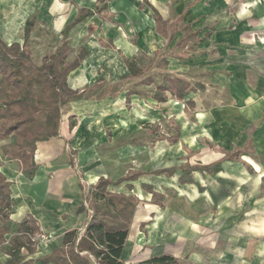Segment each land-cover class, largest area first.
<instances>
[{
    "label": "crops",
    "instance_id": "0c3cea01",
    "mask_svg": "<svg viewBox=\"0 0 264 264\" xmlns=\"http://www.w3.org/2000/svg\"><path fill=\"white\" fill-rule=\"evenodd\" d=\"M106 1L109 5L107 9L94 13L71 31L69 39L80 32H97L99 35L98 39L94 36L95 40L83 44L88 54L82 64L70 73L68 81L71 87L82 88L102 77L99 67L104 62L111 65L113 75L120 72H125L122 76L129 75L123 55L135 58L139 45L128 40L123 26L132 23L139 33V41L147 43L151 39L161 43L153 50L154 57L157 50L160 57L163 54L166 56L167 67L160 69L164 71L163 77L168 73L191 82L193 90L187 99L193 98L194 109L186 111L184 101L176 100L171 94H168V100L176 105L182 104L181 116L184 119V114L193 116L196 112L198 123H207L203 128L208 137L205 144L210 149H215L211 135L222 133V130L231 136L238 135V130H254L251 131L254 136L244 138L241 146L231 149L221 147L219 152L222 156L210 162L195 163L209 164L223 160L222 169L215 175L194 171L195 182L181 184L178 181L181 171L175 172H179V185H200L198 177L212 178L224 173L229 176L228 170L242 163L240 174H244L246 178L243 181H247L246 193H242L245 196L240 195V191L223 195L224 187L218 184L205 189V193L216 195L213 199L206 196L197 202H168L165 197L159 205L153 203L152 195L143 189V183L150 184L143 177H168L166 175L145 174L137 180L110 185V191L137 194L141 204L144 203L141 199L144 193L149 196L150 205L160 208L145 214L148 220L140 223L138 206L124 246L123 261L134 264L169 254L177 257L179 264H184V257H187L188 264H264V197L261 196L264 192V0H112L111 4ZM102 4L97 0H0V36L8 45L23 43L25 23L34 16L37 17V25L49 29L54 23H59L62 33L64 27L77 16L80 7L94 9L97 5L102 7ZM153 8L165 21L174 22L182 17L181 25L190 26L196 35L194 39L181 46L179 40L184 37L185 31L180 29L169 43L167 37L156 29ZM101 40L106 43L112 41L115 47L103 46ZM46 47L42 42V48ZM173 48L176 49V56H173ZM171 59L174 61L170 62ZM172 63L175 64L174 73L168 69ZM189 69L203 74H190ZM200 76L207 79H200ZM212 93L213 98L207 96ZM122 97H125V92ZM102 100L80 99L70 103L67 113L62 109L59 135L37 144L34 155L37 168L32 178L25 173L19 160L7 159L3 152L2 147L11 143L13 137L0 140V172L11 182L12 197L11 208L4 210L7 214L4 222L0 211V224L5 223L9 229L5 233V241H0V263L10 259L13 236L20 233L10 228L12 221L22 219L31 226L28 220L32 217L40 231L44 228L49 232V243L40 244L33 253L27 250L25 255L38 259L36 264H43L39 259L61 248L68 230L78 229L81 234L85 231L93 212L87 204L88 192L95 190L100 177L116 181L135 173H126L116 179L106 173V163L97 153V148L108 135L107 129L103 132L102 122L98 123L96 113L95 104ZM150 100L155 105L166 102H158L151 97ZM71 118L75 122L73 128L70 127ZM187 123L183 127V139L192 146L190 150L194 153L190 155H193L198 142ZM245 143H248L249 149L243 147ZM236 150L241 151L236 159H225L228 153ZM188 160L190 158H186L185 162ZM128 185H133L134 189L130 191ZM249 198L252 201L247 200ZM247 202H251L250 207L245 206ZM81 206H85L86 210H80ZM215 210L219 211L212 215L211 211ZM237 215L240 216L236 218ZM226 221L229 225L224 227ZM140 229L146 231L143 236ZM230 242L234 248L231 244L228 247ZM217 244H220V249L216 250L220 258L213 261V257L209 256L207 262H199L198 257L211 254L210 249H217ZM144 245L146 248L141 251Z\"/></svg>",
    "mask_w": 264,
    "mask_h": 264
},
{
    "label": "trees",
    "instance_id": "16d2710c",
    "mask_svg": "<svg viewBox=\"0 0 264 264\" xmlns=\"http://www.w3.org/2000/svg\"><path fill=\"white\" fill-rule=\"evenodd\" d=\"M145 2L147 0H144ZM103 3L94 9L80 7L77 16L62 30V44L50 54H45L40 61H35L29 48L32 31L34 30L37 17H31L25 23L23 43L13 42L8 45L0 36V140L13 137V141L2 147L7 159H17L23 170L29 177H33L37 164L34 155L38 142L47 141L60 133V123L63 106L80 99L102 100L110 96L116 98L122 93L119 86L124 82L137 80L138 84L153 86L148 93L158 102L168 100V94L176 100L184 101L186 111L195 108L193 98L187 99L193 90L190 81L166 74L161 82H157L151 74H148L137 59L123 55L124 62L129 69V75L121 76L119 81L107 83L100 77L92 84L82 88L70 86L68 77L77 69L87 57V49L82 47L79 53L69 59V38L72 29L94 13H101L109 7L106 0H97ZM142 6V5H141ZM155 11L156 29L167 37L170 43L180 29L185 31L184 37L180 38L179 44L185 46L196 36L189 25H181L182 17L174 22L163 20L160 13ZM90 29V27H89ZM103 46L115 47L113 42H104ZM168 49V48H167ZM166 49V50H167ZM169 49L166 51L168 52ZM160 51H155L156 67H167L165 54L160 57ZM141 93L135 87L126 88L125 98L127 106H131L134 94ZM70 127L74 121L70 119ZM177 134L173 141L179 139L180 126L176 127ZM188 155L194 153L188 150ZM241 154L240 150L230 152L225 159H236ZM222 161L218 160L209 164H192L189 160L181 166H172L155 169L149 172L137 171L127 174L116 181L108 177H100L95 184L94 197L102 199L101 204H95L90 221L85 231L81 234L78 229L68 230L64 235L61 248L39 259L43 264H126L122 259L124 246L135 217L140 198L132 192L110 191V185H119L123 182L139 179L142 175H166L171 177L177 170L181 171L178 181L181 184L194 183V171L206 172L215 175L222 169ZM11 182L0 172V211L1 220L7 217L5 209L12 205ZM130 191L133 185H128ZM142 187L152 195L151 201L159 205L165 199V194L154 189L153 185L143 183ZM85 211L86 207L81 206ZM32 232L38 233L39 226L34 219L29 218ZM9 229L5 223L0 224V241H5V233ZM9 250L10 259L0 264H36L38 259L28 258L21 253L22 247H27L29 253L36 251L22 235L13 236ZM134 264H179V259L169 254L154 256L149 260Z\"/></svg>",
    "mask_w": 264,
    "mask_h": 264
},
{
    "label": "rangeland",
    "instance_id": "374dc122",
    "mask_svg": "<svg viewBox=\"0 0 264 264\" xmlns=\"http://www.w3.org/2000/svg\"><path fill=\"white\" fill-rule=\"evenodd\" d=\"M109 2L111 4L112 0H109ZM123 27L128 40L135 45H139V52L135 58L143 67L146 68L148 74L153 75L157 82H161L164 71H161L158 67H156V61L153 60V48L159 47L161 43L157 44V42L155 43L151 39L147 41V43L143 40L139 41V33L136 31V28L132 23H125ZM34 29L33 37L30 39V50L33 54L34 60L40 61L43 55L54 52L56 48L62 44L63 36L60 31L59 23H54L50 29L46 26L38 24ZM96 33L97 32H94L92 34L89 31L85 33L80 32L72 36L71 39L68 40L70 45L69 59H73L79 53L83 44H86L89 40H95L94 36L98 39L99 35ZM42 42H45V46H47L46 48H42ZM172 52L173 56H176L175 48L172 49ZM121 61L123 64L122 66L124 67L125 64L123 60ZM172 61H174V59L170 60V62ZM110 68L111 65L109 66V64L105 62L102 63L99 67V75L104 77L107 83L119 81L120 77L124 75L125 72H120L119 75H113ZM168 69L174 73L175 64L172 63L169 65ZM188 73L195 75L203 74V72H199L198 70L193 71L191 69H189ZM201 77L203 80L207 79L205 76H200V79ZM131 87H135L137 90H140L141 93L135 94L132 97L131 106H127L126 98L122 96L124 95L126 88ZM152 87L153 86L147 87L138 84L137 80L124 82L119 86V89L123 90L122 95L115 99L106 98L100 101L99 104H95L94 102L97 106L96 113H98L99 117L98 123L102 122L103 132H105L104 130L106 129L108 131L105 141L97 148V153L99 154L101 161L106 163V173L114 179L130 172L142 170L148 171L160 167L181 165L186 161V158H190V161L193 164L198 161L204 163L210 162L214 158L222 156V153L219 152V148H237L242 145V140L254 136V132H251L254 130H238L239 134L234 136L226 134L224 130H222V133H216L214 136L211 135V140L215 145V149H210L205 144V141H207L206 138L208 137L204 134L206 129L203 128L207 126V123H202V125L199 124L196 119V112H194L193 116L184 114L185 120L183 116H181L183 109L181 103H177L176 105L170 100H167L162 105H155L150 100V97H148V93L152 91ZM212 95L213 93L207 96H211V98H213ZM195 98L197 99V96H195ZM69 105L70 104L63 106L64 113L68 112ZM204 115L207 116V113ZM186 121L188 122V128L191 130V133L195 135V140L198 142V144L194 146L196 154L190 156L187 155V151L188 149L190 150L192 146L188 145L183 139V127L185 126ZM177 126H180V133L182 135L179 140L173 141L177 134ZM247 144L248 143L243 144V147L249 149L250 147H248L249 145ZM240 164L242 165V163ZM241 165H237L232 167L233 169H229V176L224 173L212 178L198 177L200 185H179V182L177 181L179 172L172 177L152 176L148 178L143 177V179H146L150 184H152L154 189L157 191L163 192L166 195L165 200L168 202H197L199 200H204V198L207 197L213 199V195L214 197H216V195L205 193V191L210 187H216L218 184H221L224 187L222 192L223 195H230V193L235 194L240 191V195L245 196V194L242 193L245 192V189L247 188V181H243L246 177L244 174V177L240 174L241 168H243ZM243 165H245V163ZM227 168L228 167L225 169L227 170ZM136 184L139 185L138 183ZM94 192L95 190H91L88 192L87 196V204L91 209H93L95 204L102 203V199L100 197H94ZM138 194H140V191ZM141 196L144 203L139 204L137 212L140 216V223L144 220H148V216L146 217L145 214H149L150 211L152 212L153 210H160V208L149 204L148 195H144V193H142ZM261 196L264 197V192ZM247 200L252 201L250 198ZM245 206L250 207L251 202H247ZM215 211H211L212 215H216L219 210ZM239 216L240 215H237L235 217L238 218ZM228 223L229 222L226 221L223 226L227 227V225H229ZM10 226L13 231H20L19 234L34 245L36 250L40 244L46 245L51 241V235L46 229L42 228L39 234H35L32 232L31 226L23 222L22 219L12 221ZM140 231L142 236L143 233L146 232L142 229H140ZM6 244H8V242ZM230 244L231 242L228 244V247H230ZM219 246L220 244H217V249H215L216 247L213 250L210 249L211 254L208 256H199V262L203 260L207 262V260H209V256L213 257V261L218 260L220 257L217 255L216 250L220 249ZM231 246L232 248L235 247L232 244ZM145 248L146 245L143 246L141 251H144ZM27 250V247H22L21 253H23V255H27ZM183 261L186 262H184V264H188L187 257H184ZM201 264H203V262Z\"/></svg>",
    "mask_w": 264,
    "mask_h": 264
},
{
    "label": "bare ground",
    "instance_id": "6f19581e",
    "mask_svg": "<svg viewBox=\"0 0 264 264\" xmlns=\"http://www.w3.org/2000/svg\"><path fill=\"white\" fill-rule=\"evenodd\" d=\"M90 41H91V40H90ZM91 42H92V41H91ZM95 45L97 46V43H96V42H95ZM91 48H92V47H91ZM97 48H98V47H97ZM91 50H92V49H91ZM100 53H101V52H100ZM110 56H111V55H110ZM99 57H100V56H99ZM112 59H113V58H112ZM115 59H116V58H115ZM115 59H114V60H115ZM121 60H122V59H121ZM110 62H111V61H110ZM113 62H114V61H113ZM83 77H84V76H83ZM85 116H86V115H85ZM186 138H187V137H186ZM189 139H190V138H189ZM192 140H193V139H192ZM248 180H249V179H248ZM241 242H242V241H241ZM47 248H48V247H47ZM262 249H263V248H262ZM263 251H264V250H263ZM263 251H262V252H263ZM261 255H263V254H261ZM259 257H260V256H259ZM262 257H263V256H262ZM260 259H261V258H260Z\"/></svg>",
    "mask_w": 264,
    "mask_h": 264
}]
</instances>
